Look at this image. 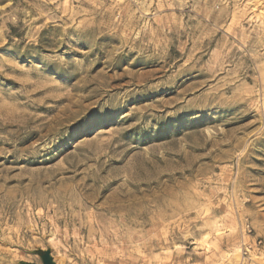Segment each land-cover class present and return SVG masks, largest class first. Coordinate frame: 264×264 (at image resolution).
<instances>
[{"label":"rangeland","instance_id":"obj_1","mask_svg":"<svg viewBox=\"0 0 264 264\" xmlns=\"http://www.w3.org/2000/svg\"><path fill=\"white\" fill-rule=\"evenodd\" d=\"M257 240L264 0H0V264H264Z\"/></svg>","mask_w":264,"mask_h":264},{"label":"water","instance_id":"obj_2","mask_svg":"<svg viewBox=\"0 0 264 264\" xmlns=\"http://www.w3.org/2000/svg\"><path fill=\"white\" fill-rule=\"evenodd\" d=\"M36 254L39 256L42 264H55L49 250L37 251ZM22 264H30V263H22Z\"/></svg>","mask_w":264,"mask_h":264},{"label":"built area","instance_id":"obj_3","mask_svg":"<svg viewBox=\"0 0 264 264\" xmlns=\"http://www.w3.org/2000/svg\"><path fill=\"white\" fill-rule=\"evenodd\" d=\"M254 245L257 246V247L259 246V248H260V253H261V254H264V241H262V240H257V241L254 243ZM243 249H244L243 254L246 256V255L249 253V250L251 249V247L248 246V245H244V246H243Z\"/></svg>","mask_w":264,"mask_h":264},{"label":"bare ground","instance_id":"obj_4","mask_svg":"<svg viewBox=\"0 0 264 264\" xmlns=\"http://www.w3.org/2000/svg\"><path fill=\"white\" fill-rule=\"evenodd\" d=\"M28 123V122H27ZM23 127H28V126H18V127H16V129L15 130H13V131H10L9 133H8V135H10V137H12L13 136V134L15 135H18L19 133H20V131L23 129ZM41 129V128H40ZM28 137V136H27ZM20 137H18V139H19ZM21 140V139H20ZM7 141V140H6ZM19 141V140H18ZM1 142H2V140H1ZM13 142V141H12ZM7 143V142H6ZM7 146L8 145H10V144H6ZM17 145V144H16ZM14 152H16V150H13Z\"/></svg>","mask_w":264,"mask_h":264}]
</instances>
